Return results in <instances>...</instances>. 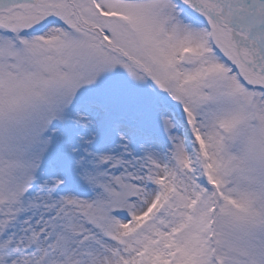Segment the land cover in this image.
Instances as JSON below:
<instances>
[{"label":"snow or ice","instance_id":"snow-or-ice-1","mask_svg":"<svg viewBox=\"0 0 264 264\" xmlns=\"http://www.w3.org/2000/svg\"><path fill=\"white\" fill-rule=\"evenodd\" d=\"M0 264H264V0H0Z\"/></svg>","mask_w":264,"mask_h":264}]
</instances>
